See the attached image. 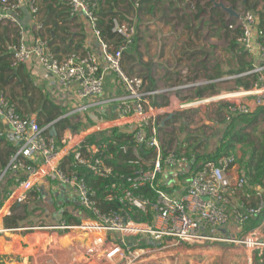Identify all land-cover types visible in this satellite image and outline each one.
<instances>
[{
    "label": "built area",
    "instance_id": "built-area-1",
    "mask_svg": "<svg viewBox=\"0 0 264 264\" xmlns=\"http://www.w3.org/2000/svg\"><path fill=\"white\" fill-rule=\"evenodd\" d=\"M37 1L0 0V30L6 20H11L19 31L18 40L6 44V50L12 55L11 66L32 64L42 68L61 88L73 89L78 98L89 100L79 110L92 107L93 98L98 99L96 103H106L102 98L106 95V78L111 74L122 92L111 96L108 104L115 103L118 118L138 116L141 126L119 133L106 132L93 141L80 130H64L53 136L49 129L54 122L43 126L37 115L21 114L7 93L0 90V121L5 125L0 135L14 146L6 167L0 170V183L9 173L16 179L7 199L24 203L32 193H37L36 199H42L54 188L65 185L69 195L79 199V207L84 212L78 221L75 217L80 215V209L70 210L71 220L64 217L69 208L59 210L55 212L56 223L15 230L83 231H79L84 236L82 241L74 240L77 251L84 257L74 259L79 264H147L149 257L156 256L155 252H166L178 244L204 245L219 241L242 244L263 256L261 232L252 230L241 238H233L220 231L232 221L244 226L264 210L259 187L255 193L256 204L245 202L231 211L227 209L231 200L225 190L232 184L229 171L236 163V155L225 154L194 166L195 161L188 156L177 155L165 147L160 130L175 111L188 105L227 99L225 120L230 122L235 117L251 114L253 104H264V29L259 16L252 9H246L238 13L235 24L229 25L231 30H241L236 40L251 54L254 63L248 71L225 79L249 76L253 78L251 85H238L233 92L196 97L187 103L174 97L175 92L195 89L201 82L149 88L142 76L130 74L124 68V53L136 42V22L113 18L112 31L120 38L115 46L102 36L97 0H66L70 17L86 19L97 46L94 50L85 46L60 56L51 50L48 38L42 35V23H36L40 33L33 41L26 35L28 23L22 21L20 13L29 7L32 22L39 14ZM130 1L135 9L140 7L141 0ZM229 18L235 17L229 15ZM167 94H173L170 103L166 107L157 106L155 98ZM115 163L129 165L130 170L117 168ZM191 165L185 194L180 196L175 188L182 184L180 176ZM82 168L96 179L90 182L86 173L81 172ZM100 179L105 182L99 183ZM168 179L173 180L168 182ZM40 183L45 185L39 187ZM247 186L246 177L240 176L233 189ZM44 187L47 191H43ZM142 188H147L150 195L140 191ZM246 197L250 198L251 194L247 193ZM9 230L14 229L0 223V236ZM75 244L69 247L76 250Z\"/></svg>",
    "mask_w": 264,
    "mask_h": 264
},
{
    "label": "crops",
    "instance_id": "crops-1",
    "mask_svg": "<svg viewBox=\"0 0 264 264\" xmlns=\"http://www.w3.org/2000/svg\"><path fill=\"white\" fill-rule=\"evenodd\" d=\"M97 1H98L99 9H100L99 3L102 1L104 4L106 0H97ZM169 1L175 3V5H179V6L185 5L187 8H190V7L195 8L196 4H200L201 7H204L203 5L205 1L207 3V1H211V0H169ZM255 1H257L258 5L253 11L260 17V21H261L262 16L260 12L261 11L264 12V0H250L249 2L253 3ZM37 2H38V7H39V14L36 16V18L32 22H30L31 18L29 16L30 14L29 7H25L20 13V17L22 18V21L24 23H28L26 27L27 28L26 35L30 41H33V38L40 33L39 29L36 28V23H42L44 27L42 28L41 33L42 35L48 38L51 50L55 52L57 55L61 56V55L68 54L69 52L73 51L72 49L82 50L85 46H88V49L90 48L91 50H94L96 48L95 47L97 46L96 41L92 37L88 29L87 21L83 16H77L75 18L70 17V19L68 18L66 22L64 23L60 22L59 27L57 29V35L55 37L50 36L49 29L51 27V24L46 25L44 23V13H42V7H43L44 0H38ZM102 2H101V5H103ZM128 2L131 3L130 0H117L115 3V10L119 11L120 13H123L121 12L122 11L121 8L125 6ZM241 5L244 7L242 3ZM213 7H215L214 3L212 6H210V9H212ZM253 9H254V6H253ZM201 18H202L201 16L198 17L196 20H194V23L197 24L199 21H201ZM2 27L3 29L0 32L1 39L3 37L2 40H5V41L6 40L7 41H17L18 40L19 31H18L17 25L14 22H12L11 20H6ZM197 30H198L197 35H201V33L203 32L202 27L199 26ZM199 46L203 47L204 43L201 42ZM230 51H231L230 54L233 57V62H235L236 58L239 60L240 55L244 52L246 54V59L250 61L253 65L254 58L251 56V54L245 52L240 45H238V48L236 50L231 48ZM238 66H239V63H238ZM225 67L226 66L224 64H221V66L216 65L214 69L215 74L209 76L210 79L205 80L202 86H199V88H203L211 84H217L216 83L217 81H223L225 83L234 82L236 87H238V85L236 84V79L235 80L225 79L227 78V76L234 74V73H229L230 70L227 71ZM11 68L13 69V72H12V76L10 79V83L4 86L5 88L4 90L7 93V95L12 100L15 101L13 102L17 105V108H19V111L24 113V115H37L38 117V115L40 114L41 108H42V104L47 99L50 102L54 103L56 106L60 107L62 111V115H60L55 121H53L54 125L52 126V127L54 126L56 127V130H57L56 136L60 135L64 130H80V131H85L88 134L89 138L90 137H101V135H103L106 132L110 133L111 131H116V133H119L120 131H124V130H136L137 127L141 126V122H140L141 120L138 118V116H128V117L118 118L116 116L117 114L115 113V109H116L115 103L108 104L107 100H109L111 96L118 95L122 92L120 86L117 84L115 78L111 74H108L106 78V86H105L106 95L102 98V100L106 101L107 104L104 102L96 103L95 101L98 99L93 98L91 99L93 103L92 107L79 110L80 107H84V105L88 104L89 100H86V99L82 100L78 98V95L73 89H68L66 91L65 89L61 88V86L54 83V81L49 76L46 75L45 71L42 68H39L32 64H21L17 67H11ZM152 73L154 74V70L152 71ZM183 73L185 72L183 71ZM218 73H221V76H219ZM152 75H151V72L150 74H148V79H150L152 83V86H150L149 88H166V87H172L171 85L173 84L176 85L175 83L171 84L172 83L171 76L169 77L163 76L160 79H157L155 77L156 81L154 82V80L152 79ZM179 82H181V80H179ZM26 83H29L28 90L24 89L26 87L25 86ZM195 94H193V97H190L187 99L179 98L177 94H174L175 95L174 97L178 98L181 102L188 101L187 103H189L192 98L204 97L207 94H210V91H207L204 96H198V95L196 96ZM221 97H224V96H218L216 98H221ZM172 98H173V94L157 96L154 102L159 107H166L170 103V100ZM159 99H162V102L158 101ZM208 103L209 102H201V103H197L193 105H188L184 108L177 110V113L183 110H188V109H196L195 112L201 111V109L199 110V108H201L203 105H207ZM262 106H264V104L263 105L253 104L251 114H249L248 116H242L239 118H235L232 122V128L234 129V131H242L244 133H248L250 134L251 137L249 141L237 143V147L235 150L236 152H234V154L236 155V163L232 166V168L229 171V177H230L232 184L225 190L226 194L229 195L230 200H231V202L227 204V209L230 211L233 208L245 202L256 204L257 197L255 193L258 187L261 188V192L263 193V197H264V179L261 184H253L250 182L249 177H247L246 175L248 166H249V160L251 158L252 151H254L255 149V146L258 148L259 151H261L264 148V133L261 137H259L254 132L255 130H257L256 126L260 122L264 121V113H259V114L257 113V111ZM74 110H76L75 113H72L71 115L65 117L67 113L72 112ZM220 111L221 112L219 113L222 115L221 121H218L212 117V119L209 120V122L213 121L216 124H220V125L224 124L223 127H225L226 129V127L230 124V123H227L225 120L226 106L223 105ZM183 113H186V112H182L180 114H176V112H174L173 113L174 116L172 115L171 118L164 121V123L160 127V130H162L163 132L162 139H163V143L165 147L167 149L174 151L175 154L177 155L180 154V155H186V156L188 154L204 155V153H213L214 151H216V150H213V151L202 153L201 151L207 145L208 140L204 139L203 142L202 141L200 142L203 144H200V143L197 144L196 142L197 139L196 138L193 139V137H196V136H190L189 139L187 137H185L184 139H180V140L175 139V134H177L178 130H175L174 125H177L178 124L177 122H179L181 125L183 124V116H182ZM256 115H257L256 121L253 122L252 124H248L247 122L244 121L246 117L249 119H252V118H255ZM184 118L187 119V117H184ZM63 119H68L69 125L66 126L65 128L57 127V123H59ZM170 120H172L171 121L172 123L168 122ZM46 124L48 123H44L41 125L45 126ZM4 127H5L4 123L0 121V132L4 129ZM52 127L49 129V133ZM222 131H225V130H222ZM217 146H216V149H217ZM244 146L246 147L247 150H246V155L242 157L241 148H243ZM13 151H14L13 144L0 135V170H3L6 167L9 157L13 153ZM238 159L240 161H238ZM115 166L120 169L130 170L129 165H122V164L115 163ZM192 167L193 165L188 166L186 168L185 173H183L180 176V180H182V184L179 183V186L175 188V190H177V194H179L180 196L185 194V186L187 184L188 177H189ZM11 176L15 177L12 173L11 174L9 173L5 177H3L0 183V186L2 185V183H4L5 179ZM240 176L246 177L248 181V186L245 188H241L239 190L233 189L234 182ZM15 185H16V181H15ZM15 185L12 186L11 190L14 189ZM44 185L45 183H40L39 187H43ZM43 189H44L43 191H47L45 190V187ZM51 193L52 192H49V194L46 195L45 198L38 199V201L43 200L44 203H48V198L51 197ZM247 193L251 194L250 198L246 197ZM32 196L33 195L30 194L28 200L24 203H12L11 201L7 199V196H6L4 199L3 205L0 208V223L3 226H5L4 218L12 213V209L15 205L22 206V209L24 210V214H25L26 213L25 210L28 211L26 203H28L29 199ZM35 196H37V193L35 194ZM35 196H33V198H35ZM48 208L49 209L53 208L52 213H54V211L58 207L57 205L56 207L49 205ZM68 208L70 210L80 209L74 206H69ZM80 211H81L80 215L76 216L75 218L81 217V215L84 214V212L81 209ZM54 215L55 213L53 214V216ZM251 219L244 226L239 225L236 222L232 221L230 222V224H228L225 228H222L220 231L231 237H239L240 235H244L252 230L261 232L264 235V221L260 225L250 228ZM23 221L19 224L18 227L8 228L5 226L8 229H14V230L6 231L2 234V236H0V264H30L31 258L34 255L31 253H28V251L31 248L32 243L35 244L36 242L35 240L37 239V235L39 231L36 232L35 230L32 232L31 231L28 232V231H23L20 229L15 230L16 228L24 227ZM178 245H176V247ZM180 245L187 246V247H193V246L202 247V246H205L206 244L205 245L180 244ZM36 246L37 245H35L34 248ZM40 251H41L40 253H43L42 257L45 259L47 255L44 254L45 253L44 248L41 249ZM236 252H237V260L242 261L241 263L243 264H252L255 258H258L259 260H261V263L263 262V256L260 257L258 252L256 251L254 252L255 254L253 256H252L253 253L249 252L245 247H242L239 250L237 249ZM169 255H170V252L166 251L162 254V257L166 259L168 258L167 256ZM166 262L168 263L169 259H166ZM54 264H59V263H54ZM66 264H69V262ZM181 264H184V263H181Z\"/></svg>",
    "mask_w": 264,
    "mask_h": 264
},
{
    "label": "rangeland",
    "instance_id": "rangeland-1",
    "mask_svg": "<svg viewBox=\"0 0 264 264\" xmlns=\"http://www.w3.org/2000/svg\"><path fill=\"white\" fill-rule=\"evenodd\" d=\"M160 5L161 7L157 9L153 16L140 11L136 13L129 2L121 8V12L125 13L131 20L136 22L138 28L135 45L123 56V65L128 73L129 69L133 68L134 72L132 74L142 76L146 80L148 87L152 86L150 79H148V74L151 72L152 75L153 70L154 74L152 75V79L154 82L156 81L155 77L160 79L163 76H171V84L175 83L176 85L186 82H201V84L192 91L183 90L175 92L179 98L187 99L193 97L196 89L202 86L205 80L210 79L209 76L215 74L214 69L216 65L221 66V64H224L227 71L238 69L239 60L236 58L235 62H233V57L230 54L231 41L235 38V32L226 31L222 27V20H229V17L227 18L224 16L223 18V16L221 17L215 14V12L210 9V6L206 5V1L203 5L206 9L202 12L198 11L197 6L195 8H187L185 5L171 6L169 0H163ZM245 10L246 8L239 3L237 12L242 13ZM197 14L198 17L201 16L202 18L201 21L195 24L194 20L197 19ZM199 26L202 27L203 31L201 35H197ZM201 42L204 43L203 47L199 46ZM183 71L185 73H183ZM179 80H181V82H179ZM216 83L217 84H214L216 85V91L210 92V94L206 95L207 97L233 92V90L237 88L234 82L225 83L223 81H217ZM195 95L197 96V94ZM158 101L162 102V99ZM227 102H229L227 99L212 101L199 108L201 111L196 112V109L183 110L178 113L175 111L176 114L186 112L182 114L183 124L181 125L177 122L178 124L174 125L175 130H178L177 134H175V139L180 140L185 137L189 139L190 136H196L193 137V139H197V144L201 141L203 142L204 139L208 140L207 145L201 151L202 153L217 150L216 146L220 143L221 136L224 133L222 130H225V127H223L224 124H216L213 121L209 122V120L213 117L221 121L222 115L219 112H221L220 109ZM184 117H187V119ZM232 122L233 121L227 123ZM256 128L257 130L254 131L255 134L261 137L264 133V121L260 122ZM243 148H241L242 157L246 155L247 150L245 146ZM238 161L240 160L238 159ZM173 179H168V182H171ZM3 188L7 189V179H5L4 183L0 186V192H2V194ZM8 189L10 190L11 187H8ZM31 195L35 196V193ZM33 196L29 199L28 203H26L29 215L23 221V226L53 224L57 222L55 215L53 216L55 212L59 210L65 211L69 206L80 208L79 199L74 195H69L67 186L65 185H63L62 188H54L52 190L51 197L48 198V203H44L43 200L38 201L36 196L35 198H33ZM49 205L54 207L57 205L58 208L52 213L53 208L49 209ZM67 210L69 213L65 214L64 217L69 220L71 218L70 209ZM81 218L83 217H77L76 219L80 220ZM37 231L39 232L35 240L36 242L35 244L32 243L28 251V253L34 255L31 258L30 264H66L68 262L69 264H79L78 260L84 258L80 256L81 252L77 251V244L74 242L75 239H77V241H82L84 236L83 233L80 232L83 231L74 229L64 232L55 230H36V232ZM242 236L243 235H240L239 238ZM116 237L119 239V235ZM52 242H55V244L50 245ZM74 244L76 250L69 247ZM35 245L37 246L34 248ZM242 247L245 246L230 241L211 242L202 247H187L179 244L177 247L174 246L167 250V252H170V255L166 258L169 259L168 263L166 259L162 257L164 252H155L156 256L153 255L149 257L146 263L243 264L241 263L242 261L237 260L236 252L237 249L239 250ZM43 248L45 250L44 254L47 255L45 259L42 257L43 253H40V250ZM247 250L253 253L252 256L255 254L254 250ZM75 258L78 260H74ZM89 263L95 264L94 262H87L86 264ZM260 263L261 260L258 258H255L252 262V264Z\"/></svg>",
    "mask_w": 264,
    "mask_h": 264
},
{
    "label": "trees",
    "instance_id": "trees-1",
    "mask_svg": "<svg viewBox=\"0 0 264 264\" xmlns=\"http://www.w3.org/2000/svg\"><path fill=\"white\" fill-rule=\"evenodd\" d=\"M116 1L117 0H106L104 2V4L101 1L102 4L105 6L101 5V2L99 3L100 9L98 6V14L100 17L99 18V27L102 31V36L105 40L113 43L115 46H117L120 43V38L112 31V20H113V18L118 16L123 20L130 19L124 13H120L119 11L115 10ZM218 1H223L224 3H227L229 6H232L236 11L238 9L239 3H242L246 9H252V10H255V8L258 5L257 1L250 3L249 2L250 0H218ZM162 2H163V0H141L140 1V7L138 9L134 8L133 2H131L132 4L131 3L130 4H131V6L133 5L132 7L134 8L136 13L138 11H140L142 13H147V14H150L153 16V15H155L157 9L161 7L160 4ZM169 3L171 6L175 5V3L170 2V1H169ZM206 5L212 6L213 3L211 1H207ZM196 6L198 7L199 12H202L206 9L205 7H201L200 4H196ZM253 6H254V9H253ZM212 11L221 17L223 16V18H224V16H226L227 18L229 17V15L226 12H223V10L220 8L213 7ZM42 13H44V23L46 25L51 24V27L49 29V33H50V36H54V37L57 35V29L59 27V23L60 22L64 23L67 21L68 18L70 19L69 8L67 5V1H65V0H44L43 7H42ZM260 14L262 16V20L260 21V25L262 24L261 27L263 28L264 27V12L261 11ZM196 17L198 18V14L196 15ZM223 20H222V22H223L222 27L226 31H234L235 32V38L232 39V41H231V48L236 50L238 48V45H239L237 40H236V37L241 33V30L239 28H237L236 30H231L229 25L235 24L237 20H236V18H230L229 20H224V21ZM2 29H3V27H2ZM1 30H0V32H1ZM2 39H3V37H2ZM2 39H1V34H0V90L5 91L4 86L6 84L10 83V79H11L12 72H13V69L11 68L12 67L11 66L12 55L6 50V44L9 42H16V41H7V40L5 41ZM136 41H137V38H136ZM72 50H76V49H72ZM126 53H128V51L125 52L124 55ZM251 68H252V63L246 59V54L243 52L239 58L238 69L237 70H230L229 73H234V74L242 73V72L248 71ZM133 72H134L133 68H130L129 73L132 74ZM218 75L221 76V73H218ZM252 79L253 78L249 77V76L240 77V78L236 79V84L239 86L249 87L251 85ZM25 86L26 87L24 89L28 90L29 89V83H26ZM207 91H210V92L216 91V85L211 84V85L205 86L203 88H198L196 91V94L198 96H204ZM12 101H14V100H12ZM18 110H19V108H18ZM257 113L258 114L264 113V106H262L257 111ZM22 114L24 115V113H22ZM60 115H62V111H61L60 107L56 106L54 103L50 102L47 99L43 102L40 114L38 115L37 118H38V121L40 124H44V123H49V122L55 121ZM257 115L255 116V118H252V119H249L246 117L244 119V121L247 122L248 124H252L253 122L256 121ZM245 116H248V115H245ZM235 118H239V117H235ZM172 120H170L168 122L172 123L171 122ZM68 125H69L68 119H63L59 123H57V127H59V128H65ZM114 133H116V131H114ZM250 137L251 136L248 133H244L242 131H234V129L232 128V123H230L226 127L223 135L221 136L220 143H219L217 150L215 152L207 153L204 155L188 154L187 156L189 157L190 160L195 161L194 166L202 165L205 162H207L209 160H215L222 155L234 153L236 150V147H237V143L249 141ZM95 139H96V137H90L89 138L90 141H93ZM80 170L82 173H86L88 180L90 182H93L96 179L86 169L82 168ZM263 171H264V148L261 151H259L258 148L255 146V149H254V151H252L251 158L249 160V166H248V170H247L246 175H247V177H249V180L251 183L261 184L263 182V179H264V174H263L264 172ZM15 181H16L15 177L11 176V177L7 178V189L3 188V194H2V192H0L2 194V195L0 194V208L3 205L5 197L7 196L6 195L7 192H9L11 190V189L9 190L8 187L12 188V186L15 185ZM104 182L105 181L102 179L99 180V183H104ZM140 191L146 193L147 195H150V192L147 188H142ZM25 212L27 214L26 213L24 214V210L22 209V206L15 205L12 209V213L4 218L5 226L8 228L18 227L19 224L23 220H25L27 215H29V212L27 210H25ZM71 219H73V218H71ZM71 219H69V220H71ZM263 221H264V210L260 214H258L257 216H255L251 219L250 228L260 225ZM261 264H264V255H263V262Z\"/></svg>",
    "mask_w": 264,
    "mask_h": 264
},
{
    "label": "water",
    "instance_id": "water-1",
    "mask_svg": "<svg viewBox=\"0 0 264 264\" xmlns=\"http://www.w3.org/2000/svg\"><path fill=\"white\" fill-rule=\"evenodd\" d=\"M211 1L214 3L215 7L221 8L224 12L229 14L231 17H235V18L239 17L238 12L232 6L226 5L223 1H218V0H211ZM50 134L53 136L57 135V130L55 126L52 127V129L50 130Z\"/></svg>",
    "mask_w": 264,
    "mask_h": 264
}]
</instances>
